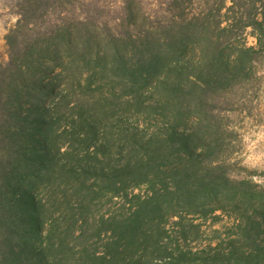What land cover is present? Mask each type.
<instances>
[{
    "label": "trees",
    "instance_id": "obj_1",
    "mask_svg": "<svg viewBox=\"0 0 264 264\" xmlns=\"http://www.w3.org/2000/svg\"><path fill=\"white\" fill-rule=\"evenodd\" d=\"M165 3L154 28L126 39L95 27L90 0H16L0 62V264H264V178L229 170L212 107L264 77V0ZM101 39L123 74L153 78L154 126L116 138L73 112ZM219 210L233 232L187 246L186 214Z\"/></svg>",
    "mask_w": 264,
    "mask_h": 264
},
{
    "label": "rangeland",
    "instance_id": "obj_2",
    "mask_svg": "<svg viewBox=\"0 0 264 264\" xmlns=\"http://www.w3.org/2000/svg\"><path fill=\"white\" fill-rule=\"evenodd\" d=\"M15 2L16 0H0V62L8 59L6 36L17 21ZM165 2L166 0H90L86 8H90L96 28L102 27L108 32L113 30L120 34V38L127 39L129 35L138 37L145 34L143 32L146 30L154 28L156 17L167 11L168 5ZM80 10L77 8L76 12L79 13ZM133 12L138 17H131ZM247 42L249 45L257 43L251 29ZM121 48H124L122 44ZM99 50L101 58L94 57L89 65H82L85 76L91 77L89 81L92 84L88 87L86 80L85 87H77V94L72 102L76 108L73 112L84 108L96 117L105 119L108 130L116 138L128 126H136L141 122V125L152 127L161 121V115L150 113L145 107L157 102L158 95L154 90L153 78L146 81L139 76L123 74L115 66L112 57L107 56L109 48L103 39L95 51ZM123 51L131 56V70L144 68V58L137 50ZM140 100L143 104L138 103ZM216 100L218 101L212 107L218 114L216 122L223 126L221 154L223 158L230 160L229 170L234 174H253L256 180H263L264 77L241 84L229 93H220ZM146 187L142 185L135 193L144 192ZM173 220L169 221L170 224H173ZM185 222L193 224L190 227L196 230L192 236H197V239L186 243L192 248L216 243L234 230L231 215L221 210L207 217L201 213L186 214Z\"/></svg>",
    "mask_w": 264,
    "mask_h": 264
}]
</instances>
